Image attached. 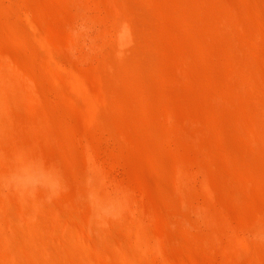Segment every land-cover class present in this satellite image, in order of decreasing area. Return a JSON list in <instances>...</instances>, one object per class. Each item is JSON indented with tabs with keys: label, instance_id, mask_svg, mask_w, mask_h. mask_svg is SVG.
<instances>
[{
	"label": "bare ground",
	"instance_id": "bare-ground-1",
	"mask_svg": "<svg viewBox=\"0 0 264 264\" xmlns=\"http://www.w3.org/2000/svg\"><path fill=\"white\" fill-rule=\"evenodd\" d=\"M143 1L146 6L152 5L153 11L155 12L156 9L160 14L172 8L179 13L178 16L180 13L183 14L185 17L178 20L181 24L176 22L174 25L180 24L179 34H181L180 29H183L185 31L183 36H189L190 45L192 44L191 47L196 48V51L193 49V52H190L191 49H188L185 44L187 41L184 39L186 41L184 43L181 39L178 45L181 50L179 49L180 53L175 59L169 53L174 49V45L170 46V49L171 47L173 49L167 51L166 46L160 45L159 40L156 39L159 37V31L171 30L168 29L167 23H164L166 18H163L166 19L164 22H158L151 17L152 9L150 12L145 4V7H139L133 0H110L111 5L107 3V0V7L112 6V9L110 14L108 13L110 25L107 31L105 30L106 33H103L106 42L97 45L93 43L100 52L99 57L96 58H99L98 65H95L100 68V71L99 74L97 71L96 74L94 73L98 80L94 87L88 78L91 70L88 69L89 73H87L88 70L87 72L83 70L87 73L86 75L61 58L64 53H60L66 44L63 45L64 48L60 47L54 30L52 29V33L47 27H42L44 23L46 26L49 25L48 28L52 27L50 23H54L56 27L60 25L66 32L67 48L73 51L72 54L80 57L79 60L83 59L82 51L85 48L83 47L81 51L80 45L85 46V43L88 45L90 42L88 34L79 31L82 27L80 22L86 17L83 14L84 2L58 0V5L51 7L50 4L41 0H17V4L20 2L24 9L23 13L29 23L27 22L26 27L19 22H14L15 24H10L11 28L14 32H29L30 35H34L35 40L38 39V45L42 44L40 46L44 50L43 55L48 56L45 67L51 69V73L47 74L58 84L61 94L54 92L56 90L48 89L49 95L46 96V87L44 86V89L41 85L40 74L28 75L25 71L23 73L16 61V63L9 61L8 65L0 63V174L7 171L9 156L14 150L20 147L39 149L48 158L60 163L66 180V190L57 199L61 201L59 198H62L63 203L67 200L69 205L62 206L57 199L46 202L42 198V193L36 199L22 200L8 192L0 191V264H158L166 255L164 252L170 247L168 245L174 242L175 245H179L177 240H180V237L177 234L180 230L186 235L185 241L188 239V244L184 243L185 246H198L202 247L203 251L204 248L209 250L211 244L219 239L221 230L220 222L215 220V213L213 214L216 206L210 202L217 194L214 183L223 184V182H215L217 180L213 178L217 175L212 173L215 172L212 166L217 161L203 137L201 139V135L205 133L211 134L214 142L221 149L224 159L239 164L234 173L238 177L240 193L252 187L250 182L264 191V0H245V2L241 0H174L168 2L169 6L163 3L165 0ZM32 3L39 5L41 8L40 11L37 10L39 13H36L37 11H34L35 14L32 13ZM51 5L53 6L52 3ZM96 5L98 6V3ZM0 6L16 12L15 0H0ZM54 13L59 17H56L57 15L54 17ZM173 16L178 17L175 14ZM171 21L169 23L167 20L169 25ZM93 22L92 25L89 23L88 25L92 27ZM84 26L86 25L83 24ZM57 32L59 34V31ZM49 39L52 44L47 42ZM215 40L222 45L214 47ZM171 41L172 43L170 41L169 43L173 44V40ZM169 43L167 42V45ZM60 48H62L61 52ZM84 51L86 55V50ZM207 54H211L208 55L209 57L213 55L216 62L212 59L208 61L206 59L208 56H205ZM211 61L214 62L213 65H220L215 68H222V71H225L224 76H221L222 73L216 71L214 67L208 66ZM196 62L204 68L197 64L194 66ZM172 64L180 69L181 73L179 72L178 76H175L178 71L172 70L171 74V69L168 71L167 66L169 65L170 68ZM198 66L200 70L196 68ZM59 67L66 70L65 72L70 76H61L58 73ZM174 72L176 74L173 76ZM216 72L221 74L218 73V75ZM193 78L198 79L197 84L199 80H203L208 82L207 86L221 85L224 92H217L218 88L215 90L217 93L212 96L210 93L213 94L214 91L208 95L200 89L199 93L203 92L208 98L200 97L202 101L205 100V103L201 107L197 103L198 107L194 100L191 101L195 90L191 85H196L194 81L191 83ZM181 83L185 84V89ZM170 84L174 86L173 89L176 88V93L173 95L170 92ZM219 93L225 94L222 96ZM185 94L190 100L183 98ZM200 94H194L197 95L196 99L202 96ZM53 103L68 104L66 108L71 114L81 112L87 121L85 126L92 134L98 135L97 132L103 130L108 132L112 146L115 147L113 149H117L116 145L119 142L135 149L139 163L145 167L144 170L141 168L142 171H139L140 178L143 180L142 184L147 190L154 183L153 181L150 184L149 177L158 180L157 185L153 184L155 188L153 190L151 188L149 192L150 196L159 201L163 208L158 207L160 205L156 207L155 202L150 200L147 203L149 212L138 211L140 214L135 209L133 213L134 197L129 191L131 187L127 188L128 186L115 180V183L109 181L107 177L110 179L111 175H105L106 178L102 176L103 170L101 171L98 156L95 154L100 150L97 144L83 143L88 155L94 159L93 161L90 158L95 162L96 167L92 168L93 165L89 171L79 172L77 164L72 160L73 150L81 144V140L76 141L80 131L75 137L77 128L72 126L68 133L75 139L62 138ZM21 105L33 112L42 107L47 117L34 116L26 122H18ZM180 112L188 114V119L187 115L179 116L181 119L185 117L189 120L184 122L185 124L178 117ZM199 114L206 118L203 123L209 125L211 122L208 123L207 119L216 123L215 128L212 130L211 125L210 128H206L208 127L206 124H202L205 127L201 126L200 120H196L195 116L198 117ZM226 120L230 124H219ZM135 134H140L142 137ZM187 134L190 136L189 139ZM229 137H233L244 149L231 153L233 148H230L228 144ZM191 138L198 143V146L208 150L205 151L210 160L208 163L213 164L209 165L211 170L213 169L210 176H207L209 174L207 173L200 184L208 199L206 203H197L188 190L187 170L181 164L178 169L171 168L170 160H167L168 158L163 156L164 152L161 153L163 150L160 152L156 146L157 142V145L160 144L171 151L177 147V144L181 146V143L185 145L193 141ZM183 140L186 143L182 142ZM175 150L178 151V147ZM113 154L116 155V150H112ZM218 169L220 171V165L215 172L217 174ZM226 186L224 185L225 188ZM228 189L232 195L234 192L229 187ZM149 197L148 199H151ZM254 203L261 217L259 223L264 224V195H259ZM143 206L144 204L141 207ZM66 208L76 213L80 212L82 227H86L78 231L79 233L76 232L80 236L78 241L68 239L70 236L63 238L68 233H75L73 229L67 230L68 222L61 219L64 214L62 212ZM131 209L134 216L130 213ZM153 213L161 217L165 227L172 233L171 238L152 233L148 229V217ZM253 225L249 226V232L252 231ZM117 227L124 231L127 241L115 232ZM54 236L61 238L54 239ZM257 242L258 246H264V240ZM223 246L222 252L227 262L241 261L244 255L253 250L251 236L245 233L233 236L230 243ZM188 248L193 247L188 246ZM196 258H190L192 260L190 264H203ZM254 259L255 264H260L257 258L254 257Z\"/></svg>",
	"mask_w": 264,
	"mask_h": 264
},
{
	"label": "rangeland",
	"instance_id": "rangeland-1",
	"mask_svg": "<svg viewBox=\"0 0 264 264\" xmlns=\"http://www.w3.org/2000/svg\"><path fill=\"white\" fill-rule=\"evenodd\" d=\"M41 1L47 3L48 5L50 4L49 6H51V7L56 6L55 4H57V2H58V0H45V1L41 0ZM49 1H51L53 6L51 5V3ZM80 1L84 2L85 10L83 9V14H85L86 15L85 18H87V20L85 18L81 20V22H80L81 25L80 26L83 27V24H85L86 26H84V27H87V26L88 27H87V29L86 28L84 29V27H83V29H82V27L81 28L78 27V29L80 28L79 31L81 33L85 32L86 35L88 34L87 35L89 37L88 41H90V42H88V45H87V43H85L86 44L85 46H84V44L80 45V46H82V48H80L81 51H82V49L85 48L84 50H86V55H88V53H89V55L86 56L84 54L85 51L84 50L82 51L83 52V56H84L83 57L84 60L82 58L79 60L80 57L75 56L74 53L72 54L73 51H71V50H69L67 48V46H66L67 45V43H66V35H65L66 32L61 29L60 25L57 24L58 26L56 27V26H54V23L51 24L49 22L52 27L48 28L49 25L46 26L45 23H44V25L42 23L43 26L42 25L41 26L42 27H47V29H49L50 32H52V33H53L52 29L54 30L55 35L60 37L58 39V37L54 35L56 37L57 41H58V44L60 43L59 44L60 47H62L64 44H66V45H64L65 48H64V46L62 47L64 49L60 48V52H61V49H62V52L60 54L64 53V54H62L63 57H61V58H64V60L66 62H68L69 65H71L73 68L75 67L77 71L79 70L81 72H84V71L87 72L88 69L91 70V72L89 70L87 72V73L90 72V74L88 75V78L91 81L90 83H92V86L96 87V82L98 80H97V78H95V74H96L95 72L97 71V74H99L98 72L100 71L99 70L100 68L95 66V65H98V59L99 58L98 59H96V58H97V56L99 57L100 52L97 50L96 46L93 45V43H95L97 45V44H103V42L104 43L106 42V40H104L106 37L103 36V35L106 33V31H107L106 29H108V27L110 25V20H109V16L108 15L110 14V10L112 9V6H111V8H110V6L107 7V3H110V0H108V2H107V0H96V1L95 0H80ZM97 1H99V2H97ZM133 1L136 2L135 4L139 5V7L143 8V7L146 6V4L144 3L145 1H143V0H142V2H141V0H133ZM169 1H174V0H165V2L163 1V3H165V5L169 6V3H170ZM241 1L245 2V0H241ZM15 2H16V7H15L16 12L15 11L11 12L8 8L0 6V63H2L4 65H8V64H10V62H14V63L17 62L19 64V65L18 64L17 65L19 66V68H21L20 70H22L23 73L25 71V73H27L28 75H32V74H35V73L40 74L39 78L42 80V81L40 80L41 85L43 87L44 86L46 87V91H45V95L46 96L49 95L48 94L49 91H47L48 89H51L52 91L56 90L54 92L60 93L61 91H60V89L58 87V84L52 78L50 79V76L48 75V74L51 73V71H50L51 69L49 67H47V66L45 67V64H46L45 60L47 59L48 56H46V54L43 55L44 50H43V48H41L42 44H40L41 46L38 45L39 44V42L37 41L38 39L35 40L34 39L35 37H33L34 35H30L29 32H27V31H23V33H22V31L14 32L13 29L11 28V25L15 24L14 22H19V23H21L24 26L28 25V23H29L28 22V18L23 13L24 9L22 8L20 2L18 4H17V0H15ZM95 2L98 3V6L96 5L97 3H95ZM32 4L34 5L35 8L38 7L37 9H35L33 7V5H32L31 8H32L33 12L30 9V11L32 13H34V11H37V10L40 11L41 8H39V5H37V3L36 4L32 3ZM140 4L142 6H140ZM144 4H145V6H144ZM110 5H111V3H110ZM86 6H87V8H86ZM146 8L150 9L149 10L150 12H151V9H152V12L150 13L151 17L154 18L155 20H157L158 22H160V21L164 22V20L167 19L168 22L170 23V21L173 19L171 21V25H169L167 20L164 22L165 24L167 23L168 29H171L170 31H172V33L169 34V32H170L169 30H167L168 32L167 31H165V32L159 31V33H158L159 37H156V39H157V41L159 40L158 43L160 45H163L164 47L166 46L165 49H167V51L173 49V47H171V49H170V46L174 45V49L171 50V52L169 51V53L175 59H177L176 57H178V54L180 53V50H181L179 48L180 46L178 47V45L180 44L179 42H180L181 39L183 40V41L181 40V42H184V43L186 41H187V43L189 42L188 45H187V43H185V44H186L188 49H191L190 52H193V49H194V51H196V48L191 47L192 44L190 45L191 39H189V36H187V37L183 36V35H185L184 34L185 31L183 29L182 30L180 29L181 34H179L180 32H179L178 29L180 28V24H181V22H179V21L181 19H183V17H185L183 14L180 13V15L182 17H180V15L178 16L177 14H179V13L176 12L173 8L169 9V10H166V12H164V14L163 13L160 14V12H157L156 9H155V12H154L153 11L154 7H152V5H150V4H148L146 6ZM36 13H39V12L37 11ZM165 13H166V15H165ZM171 13H173V14H171ZM174 14L176 16H178V17H174L173 16ZM55 16L59 17L58 14L54 13V17ZM160 16H162V17H160ZM25 17H26V19H25ZM179 17H180V19H179ZM163 18H166V19H163ZM170 18H172V19H170ZM174 19H176L177 21L174 20ZM86 21H87V23H85ZM92 22H93V26L91 27L90 25H92L91 24ZM176 22H178L180 24L178 26H175L174 24H176ZM88 23L90 25H88ZM46 24H48V22ZM59 26H60V28H58ZM89 27H91V28L89 29ZM57 31H59V34H58ZM24 32H26V34H24ZM176 32L179 34L178 36H177ZM158 34H157V36H158ZM165 35H167V36L164 38ZM167 37L168 38L172 37V38L167 40L168 39ZM182 37H185V38H182ZM39 38H40V36H39ZM41 38H42V36H41ZM162 38H164L165 40L162 39ZM186 38H188L189 41ZM41 40H43V39H41ZM171 40H173V44H170V43H172ZM169 41H170V43H169ZM215 41H213V43L214 42L216 43V44L214 43V47H215V45L216 46L217 45L220 46L221 43L219 44V42L217 40H215ZM43 42H44V40H43ZM47 42L49 43L50 39ZM165 42H166V45H165ZM167 42L169 43V45H167ZM45 43H46V39H45ZM219 46H217V47H219ZM167 47H169V48H167ZM97 53H98V55H97ZM62 55H60V56H62ZM208 55L210 56L211 54H207L205 56L207 57ZM64 56H66V57H64ZM208 57L206 58L208 61L212 59V60H214V62H216L215 58H213L214 57L213 55L211 57H209L210 59H208ZM86 58H88V60H86ZM39 59H40V61H39ZM39 62H41V63H39ZM214 62L211 61L208 66L211 67V68L214 67V69L216 71H220L223 74L222 75L221 73L218 72L219 74H221V76H224L225 75L224 74L225 71L224 70L222 71V68L216 69L215 66L216 67L217 66L220 67V65H216V64L213 65ZM196 64L199 65V66H202L204 68V66L200 65V63H198V62H196L194 66H196ZM217 64H219V63H217ZM173 65L174 64H172V66ZM172 66L170 65V68H169V65L167 66L168 71H169V69H171L170 74L172 73V70L175 71V72L178 71L177 75H175L176 74L175 72L172 74L173 76L174 75L178 76L179 72L181 73L180 69H178V67L175 66V65L173 66L174 68ZM199 66L196 67L198 70H200ZM202 67H201V70L203 69ZM96 68H98V69L96 70ZM65 71L66 70H64V69H62L60 67L58 69V73L61 76L69 77L70 74L68 75L67 72H65ZM87 73H85V74L87 75ZM94 81H95V85H94ZM192 81H194L195 84H196V85L195 84H193V85L197 86V87H195V86L191 85V87L193 89H195L194 90V94L196 93L197 95H199L201 93L200 95H202V96H199V98L203 97L202 99H207L208 96H205V94H204L205 92H207V94H208L211 91H214L213 94L210 93L212 96H214V94H216L217 92H221V91L224 92L223 87H221V85H214V84L210 85L209 84L207 86L208 82L203 81V80L202 81L199 80L202 83L198 82V84H197L196 82L198 81V79H195V78H193L191 80V83H192ZM203 82L205 83V85H204ZM181 84H182L181 85L182 87L184 85L183 88L185 89V84H183V83H181ZM45 87H44V89H45ZM169 87L171 88V89L170 88L169 89H170V92L172 93V95L174 93H176V90H175L176 88L173 89L174 86H172L170 84ZM183 88H182V90H183ZM198 88H199V90H198ZM213 88H216V89H213ZM218 88L220 89V91H219ZM158 89H160V88H158ZM172 89L175 90V91H173ZM196 89H197V91H196ZM200 89H203L204 93L203 92L199 93V91H201ZM215 90H217V92ZM194 94L191 97V99H192L191 101L194 100L193 102L195 104L198 103L200 107L203 106V103H205L204 102L205 100L202 101L201 98H200V100H198L199 98L196 99L197 95H194ZM210 94H208V95H210ZM221 94H222V96H224L225 93H221ZM204 96L207 97V98H205ZM183 98L185 100H190V98H188L186 96V94L183 96ZM50 104H52V103H50ZM198 104H197V106H198ZM200 104H202V105H200ZM53 106H54V110L56 112L55 115H57L56 116L57 123H59L60 126L58 124L57 125L61 129V133H62L61 135L63 137L61 135L60 136L63 139H65V140H70V139L73 140V139H75L73 137L74 136L77 137L76 134H78L79 131H80L76 141L79 142V140H81L80 143L82 145L80 144L78 147L76 146L77 147L76 149L74 147V149H75V150H73L74 154L72 153L74 155V157H73V160L71 159L72 161H74L77 164V168H78L79 172H86V170L89 171L93 165L94 166L92 168L96 167L95 162H93L94 159L92 157H90V155H88V153L86 152V147H85L84 144L85 143L86 144H92V145L93 144H95V145L97 144L98 146H100V147H98V150L100 149L98 151V153L101 152V154L100 153L99 154L95 153V154H96V156H98V159H99V162H100V165H101L100 169H101V171L103 170L101 172L103 174L102 176L104 177L105 175L106 176H110L111 175V176H113V177L110 176V179H112V180H110L109 177H107V179L109 181H112L113 183H115L114 182V180H115L116 182L117 181L120 182V184H124L126 187L128 186L127 188L131 187L129 189V191H130L131 194L133 193L132 196L134 197L133 198V200H134V206H133L134 211H133V209H131V212H130L132 216H134V214H132V211H133V213H135L136 210H137V212L138 211L149 212L148 211V207H147V203L150 202V200L155 202V204H156L155 206L156 207L158 205H160L158 207L163 208V207H161V203H159V201L155 200L152 195L150 196V194H151L150 190H151V188H152V190L155 188L154 185H157L158 180L156 178L152 179V177H149L148 181H150V184L153 181L156 184L153 183L154 185L152 184V187L151 188L149 187L150 189L148 188L147 190H145L144 184H142L143 180H141V178H140V176H141L140 173L141 172L139 173V171L141 170V168H143L142 170H144L145 167L139 163L140 161L137 159V156H136V154L138 155V153L137 152L135 153V151H134L135 149H133L132 147L130 148V146L126 145V144H125L126 146H124V144H121L123 142H119L116 145L117 149H113L115 147L112 146V141H110L111 138H110V135L108 134V132L103 130L104 132L103 131L97 132L98 135L92 134L90 132V130L89 131L87 130L88 129L87 126H85L87 121H85L86 119H85L84 115L81 112L78 111V113L75 112L74 114L73 113L71 114V112L68 111L67 108H66V106L68 107V104H66V103H63V104L61 103V105L57 104V103L56 104L53 103ZM20 109L21 110L19 112V117L17 115L18 122H22V121L26 122V121H28V119L33 118L34 116L35 117H37V116L39 117L40 116V117H44V118L47 117V114L45 113V110H43L42 107H40V109H38L36 112H33V111L27 109V107L26 106L24 107V105H21ZM223 110L227 111L226 108H223ZM67 113H69V114H67ZM181 115L182 116L187 115V117L186 116L185 117L187 119L189 118L187 112L186 113H184V112L181 113L180 112L178 114V117L181 116ZM199 115H198V117H197V115H195L196 116V120H198V121L200 120L199 124L201 126H203L202 124H206V123H203V122H205L206 118L204 119L203 115H200V117L202 116V118H200ZM20 116H22L21 119H20ZM185 117L183 119H181V117H179L181 120L179 118L178 119L181 122L183 121V123L184 122L186 123L189 120H186ZM207 121H208V123L211 122L212 124L211 123H209V125L206 124V125H208V127L206 126V128H210L212 126L211 129L213 130L215 128V126H216V123H214V122H212V121H210L208 119H207ZM220 123H222L223 125L230 124L229 122H227V120L219 122V124ZM222 124H220V125H222ZM72 126L75 129L77 128L76 129V133H75V135L73 137L71 135H69V133H68L69 128L72 127ZM62 127H63V129H62ZM203 127H205V125ZM66 128H68V129H66ZM85 128H86V130H85ZM65 129H66V131H65ZM99 133H101V134H99ZM79 135H81V136H79ZM108 135H109V137H108ZM139 135L140 134H138L136 136H139ZM140 137H142V136L140 135ZM187 137H188L187 139L190 138V136L188 134H187ZM202 137L204 139V142L208 146V148L210 147V151H212L211 153L216 158L215 159L213 157L217 161V163L214 162L215 163L214 165L211 162L208 163V161H210V160H208V158H207L208 157V153L205 152V151H208V150H205L203 147L202 148L204 150H202V148L200 146H198V143L196 141H194L192 138L191 139L193 141L186 140L187 142L188 141L189 142L187 144H185V145H183L181 143V146L180 145L178 146V144H177L178 151L175 150V149H177V147H176L174 150H171L172 151L171 152V151H169V149H167L165 147H162V145H160V144L157 145L158 144L157 142H156V146H157L158 149H160V152L163 150L161 152L162 154L164 152L163 156L165 158L167 157L168 158V159L166 158L167 160H170L169 164L172 165L171 168L175 167L174 169H178L179 164H181L184 167V169L187 170V175H188V179H189V181L187 182L188 183V190L193 195V198H194V200L197 203H206L207 200H208L206 198V196L204 194V190L201 188L200 184H201V181L204 178V176L207 173H209V174H207V176H210L211 171H213V169L211 170V167L209 165H211V164L213 165L212 167L215 169V172L217 171V167H219V165H220L221 169H220V171L218 169V174L215 173V172H212L215 175H217L218 178L216 176L213 177V174L211 175V178L212 177L216 178L217 181H215L213 179V182L214 181L215 182L221 181V182H223V184H220V182L218 183L219 185L214 183L215 187L217 188V190H216L217 194H219V195L216 194L217 195V198H216V195L214 194L215 198H213V200H211L212 202H210L211 204H214V206L217 207V208L215 207L217 210H215V208L213 209L215 211V212L213 211V214L215 213L214 215L216 217L214 216V218H215L216 221L220 222V225H221V230H220V233H219L220 237H219V239H217L216 241H214L211 244L209 250H205V248H204V251H206V252H204L202 247H198V246L194 247V246L188 245L189 247H193L194 248L193 249V248H188V246H185V244L186 245L188 244L187 243L188 239H186V241H185L186 235H185V233L183 231L180 230L181 233L180 232L179 233L176 232V233H178L177 235H179V237H180V240H177V242L179 241V245H177V244L175 245L174 244L175 242L171 243L170 245H168L170 247L166 248L165 252H164V255L165 254L166 255L164 256V258L160 262H158V264H160V263L161 264H190L191 261H192L190 258L195 259L196 257H198V259L197 258L196 259L199 260V262L202 261L203 264H225L227 261L224 260V255H223V252H222V248L224 247L223 245H225V246L228 245L230 243L231 238L233 236H236L239 233H245V234L250 235L249 226L253 225L254 223H259V221H261V217L259 216L258 212L255 209L256 205H255L254 202L259 197V195H264V191L259 190L260 188H258L257 185H255L253 182H250L249 184L250 185L252 184L251 186L253 188L251 187V188H249V190L247 189L246 191L244 190V191H242L240 193V189H239V186H238V177H237V174L234 173L235 172L234 170L238 169L239 164H237L236 162H231V161H227L226 159H224V157L221 154V149H219V146H217V143L214 142L211 134H208V133L206 134L205 133V134L201 135V139H202ZM4 140H6V139H4ZM7 142H8V140H7ZM182 142L186 143L184 140ZM3 143L5 144V141ZM8 144H10V143H8ZM8 144H7V146H9ZM228 144H229L230 148H233L232 149L233 151L231 153H233V152L235 153V151L238 150V149L239 150L244 149L243 146L241 147V145L239 143H237L233 137H229L228 138ZM238 145H239V147H238ZM128 146H129V148H128ZM110 147H112V148H110ZM122 149H123V151H121ZM112 150H116V155L115 154L112 155ZM95 151L97 152V150H95ZM132 154L135 155V156H133ZM121 157H123V158H121ZM90 158H92L93 161ZM63 160H65V159H63ZM216 164H218V165H216ZM215 165L217 166L216 168H215ZM89 166H90V168H89ZM209 167H210V169H209ZM86 168H88V169H86ZM80 169H81V171H80ZM155 169H157V168H155ZM207 170H209L210 172L207 171ZM106 176L104 178H106ZM138 178H139V180H138ZM224 183H226L227 186ZM216 185H218V186H216ZM224 185L227 188H225ZM228 187L230 188V190H232V192H234L232 195L230 194L231 191L228 192L229 191ZM253 189H255V190H253ZM145 193H147V195ZM148 197L151 198V199H148ZM59 199H61V201L57 199L58 201H60L58 203H60L62 206H64L63 204H65L66 207L69 205V201L67 202V200L64 199L65 201L63 203L62 198H59ZM135 200H137V202ZM54 201H56V199ZM143 204H144V206L141 207ZM214 206H212V207H214ZM137 212H136V214L140 213V212H138V213ZM62 213H64V214L62 215L63 218H61V219H63L64 221L66 220L68 222V226H67L66 229L67 230L73 229L75 231V233L66 234L65 236H63V238H66V237L70 236V237H68V239L70 238V240L78 241L80 236L77 235V233H79L81 230H84L83 228H86L85 226L82 227L83 223H82V220H81L82 216H80L81 215L80 212H77L78 213L77 214L76 212L67 210V208H66V210H64ZM143 214L144 213H142V215ZM144 215H146V214H144ZM155 215H157V214L153 213L150 217H148L149 218L148 221L151 223L150 224L149 222H147V224H148L147 226H149L148 229L152 233L162 234V235H164V236H166L168 238H171L172 233H170L169 229H167L165 227L164 222H162L163 220L161 219V217H157ZM148 216H149V214H148ZM152 216H155V217H152ZM117 228L118 229L115 228L116 230L115 229L114 230H115V232L118 233V236H120L121 238H123L124 240L127 241V238H126V235H125L124 231L122 229H119V227H117ZM60 238L61 237H57L56 238V236H54V239H60ZM251 241H252V244H253V250H251L249 254H246V256L244 255V258L241 261H235V262L233 261L232 262L230 260V262L228 261L226 264H255L256 260L254 259V257L257 258V260H258V262L260 264H264V246H258V242L256 240H253L252 238H251ZM172 244H174V245H172ZM181 244H184V245H181ZM189 251L190 252L192 251V252L190 253ZM193 255H195L196 257L193 256ZM166 257H168V258L166 259ZM193 257H195V258H193ZM254 261H255V263H254Z\"/></svg>",
	"mask_w": 264,
	"mask_h": 264
},
{
	"label": "clouds",
	"instance_id": "clouds-1",
	"mask_svg": "<svg viewBox=\"0 0 264 264\" xmlns=\"http://www.w3.org/2000/svg\"><path fill=\"white\" fill-rule=\"evenodd\" d=\"M65 190L66 180L60 163L35 148L14 150L9 156L7 171L0 174V191L22 200L36 199L42 193L43 200L51 202ZM250 236L256 241L264 240V224H254Z\"/></svg>",
	"mask_w": 264,
	"mask_h": 264
}]
</instances>
